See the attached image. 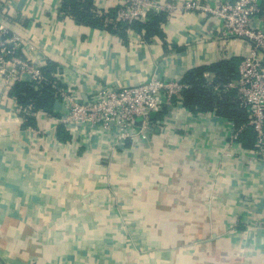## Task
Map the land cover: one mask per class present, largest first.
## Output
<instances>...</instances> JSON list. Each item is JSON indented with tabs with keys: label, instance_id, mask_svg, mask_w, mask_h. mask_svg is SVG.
Masks as SVG:
<instances>
[{
	"label": "crops",
	"instance_id": "0c3cea01",
	"mask_svg": "<svg viewBox=\"0 0 264 264\" xmlns=\"http://www.w3.org/2000/svg\"><path fill=\"white\" fill-rule=\"evenodd\" d=\"M64 1L0 0V8L25 56L55 64L63 90L83 103L107 84L182 80L249 52L220 36L217 18L183 8L221 0H160L178 6L163 13L160 33L126 39L77 23ZM93 4L98 13L118 6ZM10 89L0 82V264H264V158L244 145L252 132L232 141L228 117L182 104L165 107L147 139L119 143L86 128L59 144L64 102L23 127Z\"/></svg>",
	"mask_w": 264,
	"mask_h": 264
},
{
	"label": "built area",
	"instance_id": "2783aa9c",
	"mask_svg": "<svg viewBox=\"0 0 264 264\" xmlns=\"http://www.w3.org/2000/svg\"><path fill=\"white\" fill-rule=\"evenodd\" d=\"M260 1L221 0L214 5L188 1L183 8L187 12L202 11L217 18L222 23L220 36L223 39L242 40L249 45V52L240 63L238 78L214 86L213 90L218 95L235 93L238 106L246 112L248 121L238 126L231 120V140L238 142L241 134L251 128L256 135L254 152L263 159L264 13ZM117 4L118 20L129 25L136 21L146 23L152 14H173L178 9L177 5L164 4L160 0H117ZM3 12L5 9L0 8V82L6 91L19 83L30 84L38 90L49 82L44 70L47 64L25 56V41L17 34H10L3 21ZM29 51L35 53L36 48L29 47ZM52 77L56 80L53 84L57 101L65 105L60 122L72 139L88 128L114 134L119 143L139 136L147 139V133L159 125L152 123V116L165 107L182 105V92L188 88L182 80H162L153 76L134 86L107 84L90 94L88 101L83 103L77 94L63 90L60 72ZM138 119L142 120L141 125L137 124ZM56 141L63 144L58 140V133Z\"/></svg>",
	"mask_w": 264,
	"mask_h": 264
},
{
	"label": "trees",
	"instance_id": "16d2710c",
	"mask_svg": "<svg viewBox=\"0 0 264 264\" xmlns=\"http://www.w3.org/2000/svg\"><path fill=\"white\" fill-rule=\"evenodd\" d=\"M63 11L72 15L76 22L85 24L95 28H105L110 33L126 39L129 31H137L146 33L147 37L154 36L160 33L161 24L165 21V15L152 14L148 22L141 21L125 24L118 20V6L109 10V12L98 13L93 4V0H65L63 3ZM240 59L235 58L229 61H221L209 66L199 67L188 72L182 82L188 85V88L182 92L183 107L191 113H210L218 117H228L233 120L238 126L248 121V116L241 108L235 99L234 92H227L218 95L213 88L217 85H224L235 80L239 75ZM49 82L40 86L38 90L34 86L26 83H19L11 87L10 94L14 97L21 109V115L25 121L24 126H35L34 120L39 111L53 113L55 104L57 103L56 90L54 82L56 80L52 74H58L59 68L48 62L44 68ZM212 73L214 80L209 83L205 74ZM60 87V84H57ZM168 114L167 108L157 115L152 116V123L161 121ZM245 132H252L253 141L243 140ZM71 139V136L60 126L58 130V140L65 143ZM256 135L249 128L244 131L239 139V142L245 146L251 147L255 144Z\"/></svg>",
	"mask_w": 264,
	"mask_h": 264
},
{
	"label": "water",
	"instance_id": "95a60500",
	"mask_svg": "<svg viewBox=\"0 0 264 264\" xmlns=\"http://www.w3.org/2000/svg\"><path fill=\"white\" fill-rule=\"evenodd\" d=\"M141 119H138L137 124L141 125Z\"/></svg>",
	"mask_w": 264,
	"mask_h": 264
}]
</instances>
